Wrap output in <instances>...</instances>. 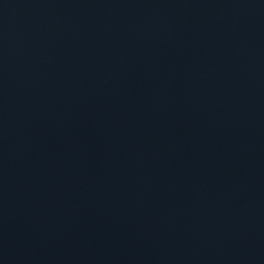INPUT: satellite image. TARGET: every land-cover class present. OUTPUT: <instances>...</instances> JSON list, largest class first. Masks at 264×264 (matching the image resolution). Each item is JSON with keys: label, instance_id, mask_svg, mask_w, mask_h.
<instances>
[{"label": "water", "instance_id": "water-1", "mask_svg": "<svg viewBox=\"0 0 264 264\" xmlns=\"http://www.w3.org/2000/svg\"><path fill=\"white\" fill-rule=\"evenodd\" d=\"M0 264H264V0H0Z\"/></svg>", "mask_w": 264, "mask_h": 264}]
</instances>
